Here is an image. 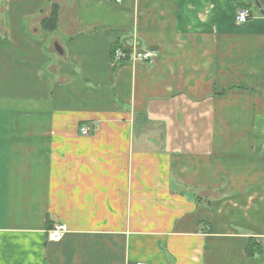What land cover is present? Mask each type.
<instances>
[{
    "label": "crops",
    "instance_id": "0c3cea01",
    "mask_svg": "<svg viewBox=\"0 0 264 264\" xmlns=\"http://www.w3.org/2000/svg\"><path fill=\"white\" fill-rule=\"evenodd\" d=\"M256 1L0 0V264H264Z\"/></svg>",
    "mask_w": 264,
    "mask_h": 264
},
{
    "label": "built area",
    "instance_id": "2783aa9c",
    "mask_svg": "<svg viewBox=\"0 0 264 264\" xmlns=\"http://www.w3.org/2000/svg\"><path fill=\"white\" fill-rule=\"evenodd\" d=\"M119 4L122 0H113ZM253 17L252 9L249 7H239L234 14V21L237 24H245ZM112 64L117 66L128 65L135 66L139 64H150L158 55V50L154 48H143L136 42L121 43L111 51ZM93 126L90 123L84 124L80 127V134L88 136L92 133ZM66 231L64 225L56 226L50 231V239L54 241L60 240L63 233ZM141 264V263H138Z\"/></svg>",
    "mask_w": 264,
    "mask_h": 264
},
{
    "label": "trees",
    "instance_id": "16d2710c",
    "mask_svg": "<svg viewBox=\"0 0 264 264\" xmlns=\"http://www.w3.org/2000/svg\"><path fill=\"white\" fill-rule=\"evenodd\" d=\"M57 19H58V6L55 3H51L49 16L43 19L41 22L42 29L49 32H55L57 29Z\"/></svg>",
    "mask_w": 264,
    "mask_h": 264
},
{
    "label": "water",
    "instance_id": "95a60500",
    "mask_svg": "<svg viewBox=\"0 0 264 264\" xmlns=\"http://www.w3.org/2000/svg\"><path fill=\"white\" fill-rule=\"evenodd\" d=\"M254 4L257 8H260L256 0H254Z\"/></svg>",
    "mask_w": 264,
    "mask_h": 264
}]
</instances>
